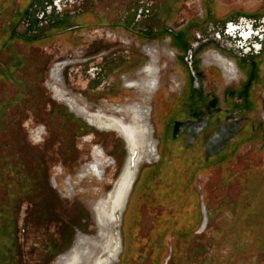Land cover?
<instances>
[{
	"label": "rangeland",
	"instance_id": "obj_1",
	"mask_svg": "<svg viewBox=\"0 0 264 264\" xmlns=\"http://www.w3.org/2000/svg\"><path fill=\"white\" fill-rule=\"evenodd\" d=\"M41 1L0 0V20H5L0 23L4 24L0 35H3L2 30L5 32L0 36V66L4 64L7 72L4 74L13 78L8 83L0 82V211L5 213L4 218L0 217V225L3 221L10 224L13 219L10 230L14 248L16 246V253L10 251L11 240L5 239L7 245L0 248V264H63L82 247H85L83 264H96L105 258L110 264L116 233L121 236L120 250L111 264H152L151 249L144 257L134 256L131 237L134 217L129 214L124 218L134 186L117 220H99L101 202L128 160L125 139L115 130L90 125L84 114L58 98L56 85L65 90L67 98L90 113L105 114L125 123L133 122L136 108L144 114L156 149L155 153L142 152L138 176L142 167L161 158L162 150L169 146L172 121L185 120L181 109L193 103L197 96L192 93L183 102L180 100L176 104L179 111H173L172 103L182 95L181 85L176 86L177 80L185 82L189 78L177 49L184 50L179 46H182L185 30L178 38H173L174 44L166 31L159 29L157 33L142 34L139 30L148 27L155 32L166 26L179 31L191 22L188 35L194 41L207 23L200 26L192 21H202L206 5H213L211 2L218 7V15L224 17L236 10L260 11L264 0H73L62 4V10H58L73 13L85 8L72 21L73 27L54 28L50 35L51 30L43 31V38L38 40L26 37L28 27L19 22L21 17L33 20L35 12L31 7L38 8L32 5L39 3L40 6ZM139 10L149 13L136 17ZM127 13L135 14L133 30L123 23ZM42 24L39 32L49 27L44 20ZM16 29L22 30L19 36L24 44L16 37L11 39V44L4 38ZM216 53L230 57L212 43L199 52L196 69L205 73L204 82L219 103L225 99L227 90L236 89L240 84L238 93L241 95L251 90L255 110L246 118L254 121L258 138L242 145L234 159L228 164L225 162V166L220 165L222 168L199 172L193 187L199 195V205L208 204L206 210L212 214L211 223L203 232L197 230L204 217L200 210L197 233L182 245L179 257L165 258L164 264H200L205 257L211 259V264H264V60L257 64L258 72L249 65L244 68L242 63L240 67L247 73L239 72L238 78L232 80L236 68L223 82V77L209 74L205 68L222 67ZM212 54L215 55L209 56V63L206 58ZM229 62L237 67L233 60ZM147 65L155 68L158 80L155 88L147 85ZM247 75L253 84L251 89L247 86ZM135 81L139 86L129 88L130 82ZM204 101L208 99L204 97ZM234 102L241 101L235 99ZM6 103L16 107L5 108ZM230 103L231 100L227 104ZM226 113L224 109L217 111L214 120L224 119ZM24 116L27 127L20 125ZM244 124L245 121H241L239 130ZM221 140L218 138L215 142L219 147ZM94 163L99 168L97 172L91 169ZM210 166H214L213 163L207 167ZM18 191L20 195L13 197ZM134 205L133 196L131 211ZM187 207L189 211L183 215L181 223L193 218L194 203L191 201ZM162 209L159 206L146 210L143 206L145 224L140 231L143 237L148 236ZM169 235L166 236L167 246L175 239ZM109 239L113 244L110 251Z\"/></svg>",
	"mask_w": 264,
	"mask_h": 264
},
{
	"label": "flooded vegetation",
	"instance_id": "obj_2",
	"mask_svg": "<svg viewBox=\"0 0 264 264\" xmlns=\"http://www.w3.org/2000/svg\"><path fill=\"white\" fill-rule=\"evenodd\" d=\"M70 2H73V0H42L40 6L39 3L33 4L32 6L38 7V8L35 7L34 9L31 7L32 11L35 12L33 20H30L28 18L26 19V17L20 18L19 23H23L25 26L28 27L27 29L28 32L27 34H25V36L26 37L33 36L34 39L39 40L44 36L43 31L49 32L51 30L49 32L50 35L53 34L54 28L56 30L72 28L73 27L72 21L76 17H78L79 14L82 13L81 11L85 8L82 7L83 9H81L80 11L73 13H68V12L61 13L60 11H58V10H62V4L67 5V3ZM211 4L213 5H210L208 7L206 5V10H207L206 16H204L202 21H198L196 19L192 21L193 24H198L200 26L204 25L203 22L207 23V26L203 28V33L197 34L196 40L194 41H191L188 35L191 22H188L187 24L183 25L179 29V31H175L172 28L166 26L159 27L157 30H155V32L152 31L153 29H149L148 27L144 28V30H139V33L142 34L143 33L148 34V32L150 31L153 33H157L159 29L160 31H166L168 34L172 36L173 44H174L173 38L175 37L178 38L180 36V33L185 30L184 37L182 38L183 39L182 44H180L182 46H179V47H184L183 48L184 50H180L177 47L178 44L176 45V47L180 51L182 64L184 61L187 66L186 70L189 74V78L182 83L181 91H180V95L181 94L182 95L179 96L180 98L172 103L173 111H179V108L178 106H176V104L179 103L180 100L181 102H183L184 99L189 98L188 96L191 95L192 93L197 94V96L194 99L193 103L186 104L184 105V110L181 109V111H183L184 114L186 115L185 120L177 119L175 120V122L172 121L173 129L171 133L168 134L170 138L169 145L171 143L175 145L183 144V146L187 150H190V148H194L193 149L194 151L201 152L203 154L204 160L207 162L211 161V164L213 163L214 165L210 167H205L201 171V173L213 169L215 167L222 168L223 161L227 162L228 164V161L236 157L237 152L239 151V148L242 145H244L245 143H249V141H253L258 138V130L254 126V121L250 118H246L248 113H251L255 110V101L253 99L254 97L251 90L250 93L246 92L245 90V93L241 95V93H238L239 90L238 88L241 86L240 84L236 89L227 90L225 99L223 100L222 103H219L215 99L213 91H211V89L207 87V84H205L206 82H204L205 73L202 74L198 71L199 69H196L198 68L196 66L199 63L198 61L199 52L205 46L211 45L213 43L216 45L218 49L225 51L230 57H232V58L230 57L228 58L225 55L216 53L217 60H219L220 62L224 61L225 64L229 67V70L225 71L223 66L220 67V65L219 67L217 65L205 67L206 71L209 72V74L215 73L214 75L223 77V82H224V77L228 78L230 74L233 75L234 70L236 69L233 63L230 64L229 60H233L241 71L244 70L241 69L240 65H243L242 63H244L245 64L244 68H246L249 65L250 68L252 67L255 68L256 72H258L257 69L261 63V60H264V8L260 11L251 12V13L242 10L231 11L226 16L220 17L218 15L220 14L218 7H216V5L212 2ZM40 7L43 8L40 9ZM145 13H149V12L146 11ZM145 13L143 12V10L141 11L139 10L138 14H136V17L138 15L140 16L141 14L145 15ZM134 16H135L134 13H130V14L127 13L123 18V23H126L128 28H131V30H133L132 27L136 22L135 21L136 17ZM42 19L44 20L45 23L49 25V27L47 29H43V30L41 29L42 31L39 32L40 30L39 26L43 25ZM80 25L81 24H77V26ZM37 33L39 34V36L41 34V37L37 36L36 35ZM214 55L213 54L208 55L206 61L211 63V61H209V56L210 57L212 56L213 58ZM9 58H11V56ZM12 64L15 65V63ZM153 69L155 70L154 67ZM219 69H221L222 72ZM252 77H253V73H251V79ZM237 78L238 76L236 72V76L232 80ZM179 79L177 80L176 83V86L178 88L181 85ZM229 81L231 80H227L226 82L231 83ZM246 82H247V86H249V88L251 89L253 84L252 83L250 84V79H248V75L246 78ZM157 83L158 80L157 77L155 76V84L151 88H155ZM55 89H57V85ZM58 90H60L59 87ZM201 93L205 94L204 97L207 98L208 101H204V97L203 95L201 96ZM235 99L241 102L235 103L234 102ZM230 100L232 101V103L228 105L227 103H229ZM223 109L227 111L226 113L227 115H225L224 119L219 121L214 120L215 113L217 111L220 112ZM241 121H245V124L239 130ZM176 122L179 123V126L177 128H175ZM167 126L168 125H166V127ZM260 127L262 128L263 124H261ZM188 138H195V139L192 141L191 144L187 145ZM210 138H215L211 143V146H214V148L218 146V144L215 143L218 138H222L223 143L228 138L229 139H228V143L226 144V148L223 149L221 152H219L218 155L216 154V156H214L215 155L214 154L208 159H205L206 144ZM228 147H231V149H228ZM211 149L213 151V148ZM220 155H222L221 159H220ZM215 158H219V159L216 160ZM143 206L145 207L146 210H149L150 208H155V207L147 208L145 205H142V209ZM206 206L207 205L205 204L202 207L200 206V210L203 211V207L206 209L207 208ZM161 211L162 210H160V212ZM205 211H206L205 215L207 217V220L205 225L203 226L204 218L202 219V223L197 229L199 232H203L206 229L207 225H209V221H210L209 215L207 213V210ZM158 217L159 216H157V219L153 222V226L157 224V221L160 220L158 219ZM197 230H195L196 233ZM148 236H149V231H148ZM167 249L168 250L165 253L163 260H165V258L166 260H168L169 258L172 257V246L171 245L167 246ZM166 254H168L167 257H165ZM164 262L165 261H163V264Z\"/></svg>",
	"mask_w": 264,
	"mask_h": 264
},
{
	"label": "trees",
	"instance_id": "obj_3",
	"mask_svg": "<svg viewBox=\"0 0 264 264\" xmlns=\"http://www.w3.org/2000/svg\"><path fill=\"white\" fill-rule=\"evenodd\" d=\"M193 149L187 150L183 144L175 145L171 143L162 150L161 158L157 162L141 168L124 215V218L129 214L134 217L131 234L134 256L137 254V256L143 255L144 257L145 253L151 249L153 254L152 264H162L164 255L168 250L166 245L167 234L175 237L171 244L172 259L174 260L179 257L182 245L184 243L187 244L193 238L195 228L201 218L199 195L193 187V181L199 172L211 164V161L207 162L204 160L201 152ZM224 163L225 161L222 162L225 166ZM18 176L21 177V174H18ZM250 192L252 193V189H250ZM19 195L20 191L14 194L13 197H18ZM133 196L135 205L134 210L131 211L130 204ZM191 201L196 208L191 212L193 218L188 222L184 221L181 223V218L189 211L187 206ZM142 205L147 208L163 207L158 215L160 220L149 230V236L147 237H143L139 233L145 224V222H142L144 213ZM0 217H5L3 210L0 211ZM209 220L210 224L212 214L209 215ZM12 224L13 219H11L10 224L3 221L0 225V248H4L7 245L5 239L9 238L12 243L9 250L16 253V246L14 248L15 241L10 230ZM52 242L54 241L52 240ZM204 259H206V264H211V259H207V257ZM204 259L200 264H204ZM133 261L134 258L132 259Z\"/></svg>",
	"mask_w": 264,
	"mask_h": 264
},
{
	"label": "bare ground",
	"instance_id": "obj_4",
	"mask_svg": "<svg viewBox=\"0 0 264 264\" xmlns=\"http://www.w3.org/2000/svg\"><path fill=\"white\" fill-rule=\"evenodd\" d=\"M221 63L225 71L229 70V67L225 64L224 61H222ZM147 66L148 67L145 70V74L148 76L147 85L151 88L155 84V73L153 71V66H149V65ZM56 68L59 69L60 67L57 66ZM58 86L57 89H55L58 98L61 100H65L70 106V108L71 107L75 108L80 114H84L85 117L88 119L90 125L97 127V129L101 128L107 130H115L119 132L122 135V137L125 139L128 150V160L124 165L123 170L119 175L117 181L115 182L113 188L104 198V201L101 202L100 214H99V220L102 222H105L107 220L115 221L118 219L119 215L122 214L121 212H123V210L125 209L126 202H128L129 199L128 197L131 188L134 186V182L137 177L136 172L139 166L140 155L142 154L143 151H150L151 153L154 152L156 149V146L153 143L154 141H152V137H151L152 135L151 126L147 118H145L144 114L141 113L140 110H137V108L134 111L135 114L132 117L133 118L132 123H125L118 118L106 116L105 114H101V113H96V114L90 113L91 111L89 112L86 108L81 107L77 102H74L72 98L70 97L67 98L65 90L61 86H59L60 90H58ZM134 86L138 87L139 83L135 81V82H130V84L128 85L129 88H133ZM91 169L96 172L99 171L98 170L99 168L96 163H94L91 166ZM114 240L116 244L115 249L114 248L112 249L113 246V244L111 243L112 240H110V242L107 243L109 247V251L111 249L113 251L111 254L112 260L110 264L116 257L117 252L120 250L119 246H120L121 236L118 233H116ZM84 251H85V247H82V249L81 248L77 249L63 262V264H81L83 260L82 252ZM96 264H109V260H107V258L103 260L99 259L96 262Z\"/></svg>",
	"mask_w": 264,
	"mask_h": 264
},
{
	"label": "crops",
	"instance_id": "obj_5",
	"mask_svg": "<svg viewBox=\"0 0 264 264\" xmlns=\"http://www.w3.org/2000/svg\"><path fill=\"white\" fill-rule=\"evenodd\" d=\"M11 20V19H10ZM5 20H0V23H3ZM10 21L8 20V23H9ZM2 25V26H1ZM7 25H9V24H7ZM4 26V24H0V27H3ZM2 32H3V35L5 34V32H4V30H2ZM23 33H22V30L21 29H16L15 31H12V32H10L6 37L4 36V38L6 39V41L8 42V43H10L12 40V38H14V37H16V39L20 42V44H24L22 41H20V40H23L22 39V37L21 36H19V35H22ZM2 34L0 35L1 37L3 36ZM24 41V40H23ZM22 42V43H21ZM5 44V43H4ZM11 44V43H10ZM6 46V45H5ZM234 62V61H233ZM12 65V64H11ZM236 66H237V64H236ZM237 69V74L239 73V72H245V71H241L239 68H238V66L236 67ZM5 66H4V64H2V66H0V70H1V73H0V82H7L8 83V81L11 79V81L13 80V78L12 77H10V75L9 76H6L4 73L6 72L5 71ZM7 70L9 71V67H7ZM7 73V72H6ZM184 81H182V82H180V84H181V86H182V83H183ZM5 108H8V109H12V107H16L14 104H12V103H6V104H4L3 105ZM17 107H20V106H17ZM1 115V114H0ZM27 117L26 116H24V120H23V122L21 123L20 122V125H23L24 127H27ZM226 148V146L223 148V149H225ZM222 149V150H223ZM221 150V151H222ZM220 151V152H221ZM218 155V154H217ZM206 156V155H205ZM214 156H216V155H214ZM211 157V156H210ZM206 159V158H205ZM219 158H216V160H218ZM138 177V176H137ZM137 179V178H136ZM133 191V190H132Z\"/></svg>",
	"mask_w": 264,
	"mask_h": 264
},
{
	"label": "water",
	"instance_id": "obj_6",
	"mask_svg": "<svg viewBox=\"0 0 264 264\" xmlns=\"http://www.w3.org/2000/svg\"><path fill=\"white\" fill-rule=\"evenodd\" d=\"M179 126V123H175V128H177ZM195 138H188V140H187V145H189V144H191L192 143V141L194 140ZM213 139H215V138H210L208 141H207V144H206V149H205V158L206 159H208L210 156H212V155H214V154H217V153H219L225 146H226V144L228 143V139L219 147V146H217V147H215L214 148V146H211V143L213 142ZM211 148H213V151H212V149ZM206 209L203 207V213H204V224H203V226L205 225V223H206V220H207V217H206V211H205Z\"/></svg>",
	"mask_w": 264,
	"mask_h": 264
}]
</instances>
